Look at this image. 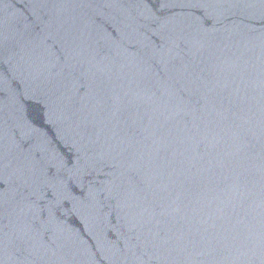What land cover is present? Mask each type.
Wrapping results in <instances>:
<instances>
[{"label":"water","instance_id":"95a60500","mask_svg":"<svg viewBox=\"0 0 264 264\" xmlns=\"http://www.w3.org/2000/svg\"><path fill=\"white\" fill-rule=\"evenodd\" d=\"M0 264H264V0H0Z\"/></svg>","mask_w":264,"mask_h":264}]
</instances>
